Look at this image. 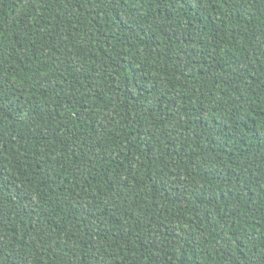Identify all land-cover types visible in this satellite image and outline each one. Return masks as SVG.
I'll use <instances>...</instances> for the list:
<instances>
[{
	"label": "trees",
	"instance_id": "16d2710c",
	"mask_svg": "<svg viewBox=\"0 0 264 264\" xmlns=\"http://www.w3.org/2000/svg\"><path fill=\"white\" fill-rule=\"evenodd\" d=\"M0 264H264V0H0Z\"/></svg>",
	"mask_w": 264,
	"mask_h": 264
}]
</instances>
